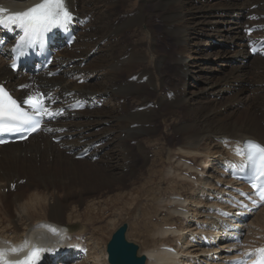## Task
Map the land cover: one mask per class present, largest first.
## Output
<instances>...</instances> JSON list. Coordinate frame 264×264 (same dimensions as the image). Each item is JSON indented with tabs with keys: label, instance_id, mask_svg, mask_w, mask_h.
I'll return each mask as SVG.
<instances>
[{
	"label": "bare ground",
	"instance_id": "bare-ground-1",
	"mask_svg": "<svg viewBox=\"0 0 264 264\" xmlns=\"http://www.w3.org/2000/svg\"><path fill=\"white\" fill-rule=\"evenodd\" d=\"M102 1L103 0H66V5L72 13V18H98V22H95L94 25L95 28L93 24H88L76 43L71 48H67L55 60L58 67L66 66L63 73L66 76L70 74L69 77L61 75L56 79L49 80L39 76L35 78V80L36 83L40 85V88L35 89L28 75H23L22 73L13 74L8 70L7 63L4 60L0 62V82L3 81L5 85L14 92L16 97L22 98L30 96L34 92H45L46 95L50 94L54 100L60 101L57 108L65 107L78 99H86L94 95L98 96L97 99L99 103L109 100L108 98L102 100L103 97L105 98L104 95L106 93H110V95L114 97V105H111L112 107H109L110 109L107 110V107H102L100 110L95 108L93 111H72L65 109L63 112L59 113L57 116L58 123L60 124L59 126L67 128V132L55 136L67 137L59 145L53 144L48 132L41 130L38 135L30 137L23 144L0 147V249L9 252L6 259L16 260L19 256L25 255V253L29 251L32 242L35 241L32 240L34 237H38L43 231H46L49 238L55 240V242L49 243V246H43L42 248L45 250L43 253H50L52 251L50 246L60 247L66 242H72L75 247V251L72 253L73 256H80L82 253L81 249L86 246L88 251H90L89 255L94 254L98 259L100 258L99 256H102L106 264H108L107 250L99 247L100 250H102L101 252L97 251L91 253L93 250L92 240H88L89 237L86 238L83 236L78 221L67 222L65 220V213L71 209V218L86 222L84 227L97 235L95 225L97 223L102 225L103 221L101 220L103 217L95 216V214L100 210L101 206H103L105 197L109 193H113L111 190L112 188H114L115 191H123L125 187H132L130 191L120 192L121 194H117L116 196L115 203L116 205L121 204L123 210H125L127 206L132 207V210L129 208L128 211L126 210L127 212L140 209L144 218L143 210H145V206L143 200H145L146 204L148 203L147 206L150 207L152 205L158 212L161 210L160 213L167 212L168 206H170L168 211L171 210V216L173 214V217H178V220H180L179 218H183L188 223H194L192 217L196 216L194 213L197 214V210L191 213L188 211L189 209L187 210L189 206L187 207L186 205L187 208L184 206L188 202H191L189 201L190 198L189 200L185 198L183 201L177 200L174 198H182V196L175 193L171 195L176 196L170 200L167 198L169 202L164 204L161 202L164 198L163 195L161 196L158 194V191H153V193H151L150 190H147V183L144 182L141 184L140 181L138 182V178H136L139 169L137 167L141 163H139L137 155L139 154L140 156L141 154L142 158L147 163L149 160L145 152L148 151L149 148H147L145 144L154 142L155 145L152 146L154 147L161 143L159 140L161 138L158 139L160 131L157 130L156 126L160 125L166 116L173 114L176 106L189 105L190 107V104H192L190 110L185 113L186 116L192 117V123L189 125L184 123L185 125L179 128L173 125V133L179 134L181 139L180 142L174 145V149L176 150L170 154L167 159L172 162L171 165L173 166L167 167L165 172L166 176L164 175L160 178V181L164 185H178L179 188L182 189L180 193H183V191L188 194L190 193V197L193 196L194 198V202H191V204L196 203V205H203V209H201L205 211H199L200 214L204 215L207 213L204 215V218L209 219L207 220L208 222L211 220L213 222L211 224H206V222H203L206 220L204 219L201 224L199 220L203 217L197 216L194 220L196 221L195 224L199 223L197 224L199 227H195V224H189L188 227H185L184 223V226L179 227L176 223L179 227L177 228L175 227L176 224L172 226L169 224L171 222L165 223L163 222L164 220L161 221L162 225L160 224V226L154 224L150 225V223L148 226L142 218L134 224L132 229L134 234L132 235L143 239L145 242L144 253L147 257L146 264H187L190 260H186L185 258L191 257L195 258L194 264L208 263L206 257H208L211 252L204 250L202 246L197 247L196 245H191L189 242L193 241V243H197L200 241L201 237L197 236L209 237L225 233L223 230L215 229L218 225L222 227L220 221L216 219V217H210L208 215L213 204L209 202V199L214 196L213 194L209 196L208 190L217 189V187L213 185L216 181L224 184L230 182L225 181L224 178L227 176L218 165L225 164L226 161H233L234 163L243 162L244 157L237 155L236 149L242 147L246 140L256 141L264 145V114L261 115L264 108V59L250 57L245 49L246 40L254 38V36L264 37V27L261 32L253 36H247L245 31V29L254 25H264V0H225V2L216 0L217 2L215 4L204 2V4H199L197 6L196 3L198 0H193L194 2L192 4V0H149L152 6L155 7V11L158 12L157 18L165 23L162 27L163 31L167 30V28L171 29L168 30L170 31L171 39H173V42L178 47V52L181 56L180 59L178 58V61L180 64L182 63L183 69L192 66V57L190 54L199 50V46L203 44L202 41H200L199 33H204L203 30L207 31L208 28H213V32H216L220 37L229 39L230 42L235 43L240 48L239 52L244 57V61L235 68L234 66L236 65L229 67L230 74L225 73L226 75L221 78H214V83L209 85L206 90L202 88L205 91L189 90L187 99H177L175 103L166 106H164L160 96L156 95L152 98L158 96L156 100L160 104L159 111L153 110L151 115L137 113V115L133 116H131L129 110H127V98L132 97L134 102L136 101L140 104L151 100L150 93L156 92V82L149 78L146 85L144 84V86H142L141 83H139L146 72L142 73L143 70L136 71L138 67H140V69L145 68L143 62L137 57V53L141 51L136 53V44L128 43L129 51H126L124 56L127 57L126 60L122 59V55L117 56L115 51H117L120 45L119 38L121 36L125 38L126 31L124 30L131 32L130 30L133 31L135 27L140 28L142 25H147L148 32L151 35L146 45L149 51L152 52L153 59H160V64L156 65L154 64L155 61L152 60V63L148 65H153L155 71H161L164 69V66L162 62L163 59L160 57L161 52L156 46V32L149 26L152 21L148 23L149 21L144 18L145 16L147 17V13L134 11L130 15L123 17L121 16L122 14L120 15L117 11L118 1L113 2L112 0H105V3L100 5ZM120 1L126 4L128 0ZM40 2L41 0H0V8L6 9L4 13L14 14L24 12ZM193 4L195 6H193ZM101 6L103 9H101ZM241 16H243V18L248 16L249 18L246 22L241 23L239 19ZM232 24L233 26L230 27ZM92 28H94V31ZM243 28L244 30H242ZM232 29H235V31H232ZM98 37L100 39H98ZM117 37L118 41H116L117 44L115 46H112L109 42H105L108 38L112 40V38ZM83 38L85 39L82 40ZM188 40L192 41V47L190 45L189 47L187 46ZM100 42L105 43L100 46ZM143 45L144 44H142V47ZM107 51H111V54L105 55ZM186 53H188L189 56ZM202 53H204V49ZM185 54L188 57H186ZM217 54H219V51H217ZM144 55L143 58L146 57H144ZM85 59H89V63H87L85 67H82L81 64ZM71 62H75L72 68L69 65ZM120 64L123 66L119 67ZM194 64L199 71L208 70L205 63L195 62ZM243 67H246L252 75L258 77H255L256 79H259L258 84L260 83V85L255 86L253 89L256 90L255 88H257L256 91L259 94L257 98H254V100H247L246 98L248 96L242 94L239 96L235 94L232 96L234 100L226 99V102L224 101V107H222L223 103L221 100L219 104L216 105L214 101L209 99L210 95L219 92L218 89L222 81L229 83L228 78L235 74V71H239V68ZM240 71L242 74L245 73L244 69ZM151 72L154 73L152 69ZM96 73H100L101 75L94 78ZM123 73H126L131 78L134 76V82L126 83V88L122 87L123 85L121 86L122 81H117V79L122 80ZM163 73H161L160 76H163ZM135 74H137V76H135ZM86 77H91V80L88 83L82 82ZM99 79L100 81H98ZM160 84L163 86L164 82ZM217 84L219 85L216 88ZM149 86L153 87L152 91L149 90ZM114 87H117V90L115 89L116 91ZM246 88L247 87H243L239 92H243ZM237 91L235 93H237ZM205 92H207V94H204ZM165 93H167V91ZM123 100L125 102L122 104ZM229 103L231 104L229 105ZM239 105H244L245 110H241ZM119 109L122 111L127 110L128 115H121L122 111L120 112ZM187 109L185 108V110ZM154 117H159V120L154 122L156 125L154 128L145 129L137 127L136 129H131L135 124L152 123ZM181 120H183V116ZM177 122L176 120L175 123ZM171 125L172 124H170V126ZM98 128L100 130L96 131ZM101 131L103 133H99ZM117 131H121V133L119 136L115 137ZM122 133L126 134L125 139L120 137ZM144 135L146 138H144ZM69 137L72 138L69 139ZM117 139L118 141L116 142ZM115 144L117 148L113 149L112 146ZM82 145L96 146L92 151V156H99L96 162L88 160V158L76 162L75 155L79 152L77 148ZM11 147L18 148L12 150ZM61 147H65V149ZM106 147L107 149L104 150ZM163 150L164 148H162L161 151ZM216 150H220L219 152L221 153L220 156L222 161L220 164H217V170L221 173L216 170L221 176L218 178L213 176L216 181L211 179V176H209L210 179H204L205 172H200L198 170L199 166L201 167L202 165H198L197 161L200 160L201 162V159L205 157V153L216 155ZM7 152H9V154H7ZM127 152H129L128 154H132V156H126ZM164 153L165 152H159V155ZM157 154L158 152L156 155ZM177 156H179V159H176ZM186 157L193 158V166L187 165L183 162L184 160L182 161V159ZM186 161H188L187 158ZM201 164L203 163L201 162ZM206 164L208 165V163ZM122 168L128 170V174H124L120 171ZM183 172L189 173V177L196 176L197 181L191 182L190 179L183 176ZM22 178L27 179L26 184L21 187L17 184V186L14 187V184L18 183ZM209 183L210 185L208 186ZM136 184L139 186L135 187ZM205 186H207V191L201 196L208 194L207 198L200 199L199 195L202 190L200 187L203 188ZM37 187L39 191L42 190V192H38L36 190ZM99 187H104V189H100L97 192H87L88 190H98ZM192 189H195L194 193H198V196L190 191ZM75 192L78 194L74 195ZM218 192L221 194L227 193L224 189H219ZM135 193L136 196L134 195ZM149 196H153V199L149 200ZM111 204L113 205L112 200ZM80 205H86V207L81 211ZM182 207L185 212L180 210ZM111 211L112 209L110 208L107 209L106 212ZM260 211L263 212L264 207L261 208L259 212ZM151 213L153 212L149 210V213L145 215H151ZM168 219L170 220V218ZM248 222V224L246 223L247 225H241L239 228L243 233L250 231L251 234H246L247 238L249 236L248 241L251 242L255 234V231L252 232L253 230H251V228H254V226L264 228V215L258 214L256 219H250ZM167 226L169 229L163 231L162 229ZM9 227H13L10 231H13L12 234H9ZM64 227L68 228L69 233L67 236H64L62 232L65 231ZM103 228L104 227H102L103 232H106ZM51 229H57L59 234L54 235ZM59 230H61V232H59ZM177 231L182 235L177 237ZM187 236L190 238L189 241ZM102 242L103 245L106 241L103 239ZM178 243L184 244L183 249L178 247ZM38 245H44V243H39ZM97 245L99 246L101 244L98 242ZM162 246H170L179 250V252L176 254L162 251ZM21 247L25 249L23 252H20L18 255L11 254L12 248L19 249ZM219 249L223 248L221 247L218 248V250ZM218 250L215 249L214 252H218ZM223 259L225 258L223 257ZM79 261L74 264H86L85 260L83 262Z\"/></svg>",
	"mask_w": 264,
	"mask_h": 264
},
{
	"label": "rangeland",
	"instance_id": "rangeland-1",
	"mask_svg": "<svg viewBox=\"0 0 264 264\" xmlns=\"http://www.w3.org/2000/svg\"><path fill=\"white\" fill-rule=\"evenodd\" d=\"M113 2L115 1H118V4H117V11L118 13L121 15V16H126V15H130L132 12L134 11H142V12H145L147 13V17L145 16L144 18L147 19V21H149L148 23H150V21H152V23H150V27H152L155 32H156V36L157 37H160V38H157L155 39L156 41V46L157 48L160 50L161 52V55L160 57L163 59V70L161 71H155L154 69V66L153 65H148L149 63H152V60H154V64L158 65L160 64V59L158 60V58L156 59H153V54L152 52L149 51V48L147 47V42L149 41V38H150V35L149 32H148V26L147 25H142L140 28L139 27H135L132 30H130L131 32H127V30H124L126 31V34H125V38L123 36H121L119 38V46H118V49L117 51H115V53L117 54V56H121L122 59L126 60L127 57H124L125 56V53L126 51H129V44L128 43H133V44H136L137 45V48H136V53L138 51H141L140 53L138 52L137 53V57L140 58V60L143 62L144 64V67L146 68H141L138 67L136 68V71L140 70L142 71V73L146 72L145 75L142 76V78L144 77L145 78V85L148 83L149 81V78L153 79V81L156 82V92H151L150 93V97H155L156 95L160 96V98L162 99L163 103H164V106L166 105H169V104H173L177 101V99H182V100H185L188 98V91L189 90H199V91H205L209 85L213 84L214 83V78H221L222 76L226 75V74H230V70L228 69L229 67H233L234 65V68L241 65V63H243L244 61V57L241 55V53L239 52L240 48L233 42H230L229 39H224L222 37H220L218 34H216V32H213V28H208L207 31L206 30H203L204 33L200 32L199 33V36H200V41H202L203 44H201L199 46V50H197V52H192L190 55L192 57V66H190L189 68H185L183 69L182 67V63L180 64V62L178 61L181 56L179 55V52H178V47L177 45L173 42V39H171V35H170V31L171 30L170 28H167V30H164L162 29V27L165 25V23H163L162 20H160L159 18H157V14L158 12L155 11V7L152 6V4L149 2V0H128L126 2V4H123L120 0H112ZM125 1V0H124ZM221 1H224L225 0H221ZM237 1V0H236ZM194 1L192 0L191 4L193 3ZM204 2H210L211 4H215L217 1L216 0H198L197 3H196V6L199 5V4H204ZM232 2V1H231ZM105 3V0L102 1V3L100 5H103ZM141 4V5H140ZM144 5V6H143ZM193 6H195L193 4ZM142 8V9H141ZM145 8V9H144ZM101 9H103V7L101 6ZM150 10V11H149ZM148 11V12H147ZM154 13V14H153ZM150 15V16H149ZM149 18V19H148ZM248 16H245L243 18V16L239 17V19L241 20V23H244L246 22V20H248ZM234 19V18H233ZM206 20H209V19H206ZM199 21V20H198ZM95 22L97 23L98 22V18L95 17L93 19L90 18L89 20V24H93V27L95 25ZM86 25L87 22H86ZM232 25H230V27H232ZM241 27V26H240ZM95 28V27H94ZM92 28V30L94 29ZM169 29V30H168ZM210 29V30H209ZM244 30V28L242 29ZM94 31V30H93ZM232 31H235V29H232ZM198 32V31H197ZM134 33V34H133ZM192 33V32H191ZM163 34V35H162ZM193 34V33H192ZM196 36V35H195ZM165 37V38H164ZM97 38V37H96ZM85 38H83L82 40H84ZM98 39H100L98 37ZM122 40V41H120ZM95 41V40H93ZM97 41V40H96ZM114 43H113V42ZM118 41V37L117 38H112V40H109V38L107 39V41L105 42H109L112 46H115L117 44ZM205 41V42H204ZM105 42H100L99 45L101 46L103 43ZM191 42V43H190ZM201 43V42H200ZM128 44V45H127ZM142 44L143 47H142ZM209 44V45H208ZM227 44V46H226ZM189 45L191 46L192 45V41L191 40H188L187 42V46L189 47ZM161 48H160V47ZM235 46V47H234ZM192 47V46H191ZM172 49V50H171ZM194 49V48H193ZM204 49V53H202V50ZM217 51H219V54H217ZM121 52V53H120ZM151 54H149V53ZM177 52V53H176ZM111 54V51H107V53L105 55H110ZM166 53V54H165ZM176 53V54H175ZM224 53V54H222ZM238 53V54H237ZM240 53V54H239ZM141 54V55H140ZM145 54V55H144ZM170 54V55H169ZM188 55V53H186ZM185 54L186 57H188L187 55ZM140 55V56H139ZM143 55L145 58H143ZM169 55V57H168ZM177 55V56H175ZM239 55V56H238ZM175 56V57H174ZM237 56V57H236ZM97 57V56H96ZM124 57V58H123ZM148 57V58H147ZM202 57V58H201ZM174 58V59H173ZM176 58V59H175ZM179 58V59H178ZM173 60V61H172ZM158 61V62H156ZM172 61V62H171ZM0 62H1V59H0ZM176 62V63H175ZM195 62H200V63H205L206 67L208 68V70L206 71H199V69L195 66ZM106 63V62H105ZM165 63V64H164ZM174 64V65H173ZM176 64V65H175ZM179 64V65H178ZM232 66H231V65ZM238 64V65H237ZM123 65H119V67H122ZM148 66V67H146ZM153 66V67H152ZM194 66V67H193ZM151 67V68H150ZM166 67V69H165ZM175 67V68H174ZM177 67V68H176ZM196 68V69H195ZM151 69L154 71L151 72ZM172 69V70H171ZM244 69L245 70V73L242 74V72L240 70ZM148 70V71H147ZM167 70V71H166ZM175 70V71H174ZM198 70V71H197ZM239 71H235V74L231 75L228 79V82L229 83H226L225 81L219 82L220 84V88L218 89L219 92L216 93V94H213V95H210L209 96V99L214 101L215 104H219L220 100L221 102L223 103L222 107H224V104L226 102V99H233L232 96L235 95V94H238L240 96V94L244 95V96H248L246 99L247 100H254V98H257V96L259 95L258 92L256 91L257 88H255L256 90H253L255 86L257 85H260V83L258 84V80L259 79H256L255 77L257 76H254L251 74V72L246 68V67H243V68H239L238 69ZM169 71V72H168ZM179 71V72H178ZM165 74H164V73ZM173 72V74H172ZM183 72V73H182ZM239 72V73H238ZM248 72V73H247ZM163 73V76H160V74ZM185 73V74H184ZM226 73V74H225ZM139 74V73H138ZM148 74V75H147ZM98 75H101L100 73H96L94 78H97ZM122 80H118L117 81H122L121 82V86L122 87H125L127 86L128 83H133V80H134V76H132V78L130 76H128L126 73H123L122 74ZM177 75V76H176ZM135 76H137V74H135ZM175 76V77H173ZM130 77V78H129ZM140 77V75H139ZM148 77V78H146ZM177 77V78H176ZM197 77V78H196ZM242 77V79H241ZM141 78V79H142ZM246 78V79H245ZM258 78V77H257ZM141 79H140V82H141ZM156 79V80H155ZM232 79V80H230ZM241 81H240V80ZM90 80H91V77H90ZM147 80V81H146ZM163 80V81H162ZM166 80V81H165ZM169 82H168V81ZM208 80V81H207ZM100 81V79L98 80ZM173 81V82H172ZM256 84H255V82ZM147 82V83H146ZM164 82V88L163 86H161L160 83ZM175 82V83H174ZM208 82V83H207ZM254 82V83H253ZM87 83V82H86ZM118 83V82H117ZM127 83V84H126ZM173 83V85H172ZM181 83V84H180ZM235 83V84H234ZM144 84L142 83L141 85L144 86ZM166 84V85H165ZM217 84L216 85V88L217 86L219 85ZM237 84V85H236ZM244 84V85H243ZM159 85V87H158ZM175 85V86H174ZM179 85V86H178ZM232 85V86H231ZM263 85V84H261ZM170 86V87H169ZM179 88H178V87ZM172 87V88H171ZM176 87V88H175ZM225 87V88H224ZM228 87V88H227ZM243 87H247L243 92H239L240 89H243ZM150 88V89H149ZM149 90H153V87L152 86H149ZM170 88V89H169ZM181 88V89H180ZM204 88V89H202ZM117 90V87H114V90ZM175 89V90H174ZM231 89V90H230ZM239 89V90H238ZM115 90V91H116ZM186 90V91H185ZM238 90V91H237ZM252 90V91H251ZM167 91V93H165ZM237 91V93H235ZM159 92V93H158ZM161 92V93H160ZM173 92L174 95H169V93ZM183 92V94H182ZM185 92V93H184ZM208 92V91H207ZM207 92H205L204 94H207ZM231 92V93H230ZM181 93V94H180ZM250 94V95H249ZM177 95V96H176ZM180 95V97H179ZM185 95V96H183ZM105 98H108L109 100L111 101H107V102H101V103H104V104H99L97 107H107V109H110L109 107H112L111 105H114V97L113 95H110V93H106L105 95ZM112 96V97H111ZM157 96V97H158ZM183 96V97H182ZM156 97V98H157ZM165 97V98H164ZM252 97V98H251ZM112 98V99H111ZM156 98H152L153 100H156ZM184 98V99H183ZM222 98V99H221ZM130 99V100H129ZM151 99V100H152ZM169 99V100H168ZM128 100V101H127ZM126 100V103H127V110H129L130 112V115L133 116V115H137V113H144L146 115H151L153 110H157L159 111L160 110V104L159 102L156 100V101H147L145 103H137L136 101L134 102V99L132 97L130 98H127ZM151 101V102H150ZM225 101V102H224ZM125 101L123 100L122 101V104L124 103ZM113 103V104H112ZM158 103V104H157ZM130 104V105H129ZM154 104V105H153ZM231 103H229L230 105ZM106 105V106H105ZM129 105V106H128ZM142 106H146L147 109L142 111V112H139V111H136L135 108L137 109L138 107H142ZM150 106V107H149ZM226 106V105H225ZM96 107V108H97ZM158 107V108H157ZM189 105H179V106H176L175 107V112L169 116H166V118L161 122L160 125H155V121H158L159 117H154L153 118V122L152 123H141V124H137V127L138 128H145V129H152L156 126L157 130L160 131V136H158V139L163 137V139H159L161 141V143L157 146H154L152 147L154 144V142H148L146 143L145 145L147 146L148 151H146L145 153L147 154V159L149 160L147 163L144 161V159L142 158L141 154L139 156V154L137 155V159L140 163V165H138L137 168L138 169V173H137V176L136 178H138V182L140 181L141 184H143L144 182L147 183V190H150L151 193H153V191H158L161 196L163 195L164 198L162 199L161 202H163L164 204H166L167 202H169L170 199H172L174 196H172L171 194H175V193H178L179 196H182V198H186L191 201V202H194V198L193 196L190 197V193H186L183 191V193H180L182 192V189L179 188V186H172V185H164L163 183H161L160 181V178H162L164 175L166 176V170H167V167H171L173 165L171 161L167 160L169 158V155L172 154L176 149H174V145L177 144L178 142H180V139H181V136L179 134H174L173 132V125H175L177 128L179 127H182L184 126L185 124L189 125L192 123V117H189V116H186L185 113H187L190 108L192 107V104H190V107ZM240 109L241 110H245L244 108V105H239ZM100 108V109H101ZM130 108V109H129ZM157 108V109H156ZM183 108V109H182ZM185 108L187 110H185ZM100 109H97V110H100ZM134 111H133V110ZM253 109L255 110V108L253 107ZM127 110L125 111H122L121 109H119V111L121 112V115H128V112ZM184 113H183V112ZM133 113V114H131ZM264 114V108H263V112L261 115ZM167 115V114H165ZM178 116V117H177ZM182 116H183V120L182 119ZM163 117V116H162ZM169 117V118H168ZM188 117V118H187ZM180 118V119H179ZM157 119V120H155ZM174 120V121H173ZM178 121L177 123H175V121ZM186 121V122H185ZM190 121V122H189ZM180 123V124H179ZM185 123V124H184ZM170 124H172L170 126ZM139 125V126H138ZM145 125V126H144ZM151 125V126H150ZM133 128L131 129H136L137 127H134V125L132 126ZM172 129V131H171ZM100 129L98 128V130L96 129V131H99ZM172 132V133H171ZM99 133H103L102 131L99 132ZM121 133V131H117V134L115 135V137L119 136V134ZM162 134V135H161ZM120 137L122 139H125L126 138V134L122 133L120 135ZM144 138L145 135H144ZM103 140V139H102ZM149 140V139H148ZM209 140V139H208ZM97 141V140H96ZM95 141V143H96ZM118 141V139L116 140V142ZM163 141V142H162ZM138 142V141H136ZM137 144V143H136ZM167 145V146H166ZM89 146V145H88ZM163 146V147H162ZM87 146H80L79 148H77V150L80 151V149L82 148H85ZM14 147H11L12 150H15L17 149L15 147V149H13ZM113 149L117 148V145L115 144L114 146H112ZM162 148H164L163 151ZM107 147L104 149L106 150ZM151 151V152H150ZM220 150H216V155H210V154H204L205 157L203 159H201V162L203 164H201L200 160L197 161L198 165H204L203 167L199 166L198 170L201 171L202 168L205 169V171L207 172V175H210L211 176V179H214L215 178H218L221 176V174L216 175L218 174L216 172L217 170V164H220V162L222 161L221 160V153L219 152ZM148 152V153H147ZM158 152V154L156 155V153ZM159 152H165L164 154H161L159 155ZM170 152V153H169ZM129 152H127V155L126 156H132V154H128ZM132 153V152H131ZM220 153V154H218ZM7 154H9V152H7ZM209 159H208V157ZM57 156V154H56ZM139 156V157H138ZM165 158H164V157ZM213 156V157H212ZM188 162L186 163L187 165L189 166H192L194 164V162H192L193 158L192 157H186ZM185 158V159H186ZM55 159V158H53ZM87 159V158H86ZM176 159H179V156L176 157ZM208 159V161L206 162V160ZM85 160V159H83ZM89 160V159H88ZM144 161V162H142ZM204 161V162H203ZM76 162H78L76 160ZM169 162V163H168ZM200 162V163H199ZM208 163V165L206 163ZM219 167V165H218ZM128 168V167H127ZM126 168V169H127ZM124 174H128V170H125V168L122 170ZM158 171H161V172H158ZM204 170L202 172H205ZM218 171V170H217ZM22 172V171H21ZM205 172V173H206ZM219 173H221L220 171H218ZM153 175V176H152ZM156 175V177H155ZM161 176V177H160ZM213 176H215V178H213ZM227 176V175H226ZM226 176H223V177H226ZM155 177V178H154ZM222 177V178H223ZM150 182H149V180ZM159 179V180H158ZM225 179V178H224ZM193 182H195V180H192ZM225 181H229V180H226ZM153 183V184H152ZM160 183V184H159ZM22 184H25V183H22ZM154 185V186H153ZM210 185V183L208 184V186ZM139 185H135V187H138ZM39 187V186H38ZM38 187L36 188V190L38 192H42L39 191ZM207 186L203 187L202 190L200 191V196L207 191V189H205ZM132 187L128 186V187H125L123 189V191H115L114 188H112L111 190L113 191V193H109L106 197H105V202L103 204V206H101L100 210L95 214V216H100V217H103V219L101 221H103V224L102 225H99L98 223L95 225V230H96V233L97 235L94 234V232L92 233L91 231L87 230L85 227H84V224L86 222H83L81 220H76V219H72L71 216H70V213L72 212L71 209L68 210L66 213H65V220L67 222H73V221H78V224H79V228L81 229V233L83 234V236H85L86 238L91 239L92 241V245H93V250L91 251V253H95V252H101L102 250H100L99 247H101V249L103 248L104 250L106 249L107 247V243L111 240L113 234L115 233V231L120 227L122 226L123 224H128L129 225V231H128V240L129 241H132L134 243H136L137 245H139L140 249H141V253L142 254H145V242L143 239L141 238H138V237H134L132 234H134V232H132V229H133V226L136 222L140 221V219L143 218V214H142V211L140 209H137V210H134L133 212L128 211L129 208H131L132 210V207L130 206H127L125 210H123V208L121 207L122 205L121 204H117L115 203L116 201V196L117 194H121L120 192H128L131 190ZM154 190H153V189ZM100 189H104V187H99L98 190H88L87 192H97L99 191ZM188 190V189H187ZM193 190V191H192ZM190 190L192 193L195 192V189H192ZM200 190V189H199ZM215 191H219V188L217 187V189L215 188L214 189ZM219 193V192H218ZM78 193L75 192L74 195H77ZM136 196V193L134 194ZM171 195V196H170ZM194 195H196L194 193ZM170 198H169V197ZM178 196V195H177ZM58 197H61V196H58ZM151 196H149V200L153 199L152 197L150 198ZM196 197V196H195ZM144 198V197H143ZM167 198L169 200H167ZM197 198V197H196ZM200 198V197H199ZM111 200L113 202V205L111 204ZM191 202H188L187 204H185L184 206L186 207L187 205V210L190 211V212H194V210H197V214L194 213V215H196L195 217H192L193 218V222L194 223H188L187 221H185V219L183 218H179L180 220H178L177 218L178 217H173V214L171 216V210H169V207L168 206V209H167V212H161V210H159V212L151 205L150 207L147 206L146 204V201L143 200V203H144V206H145V210H143L144 212V220H145V223L149 226V223L150 225L151 224H154V225H159L161 224V221L165 222V223H169L171 224L172 226L177 223L178 226H184L185 227H188L189 224H195V218L197 216L199 217H203V219H200L199 221L202 222V220L206 219L204 218V215H201L199 211H203V205H196V203H192ZM151 203V202H150ZM191 206V208H190ZM193 206V207H192ZM86 207V205H80V209L81 211ZM178 207V206H177ZM198 207H199V210H198ZM112 209L111 212H106L107 209ZM148 208V209H147ZM202 208V209H201ZM10 209V207H9ZM152 209V210H151ZM183 210V207L180 208V210ZM127 210V211H126ZM149 210L152 211L153 213H151V215H145L147 213H149ZM170 212V213H169ZM264 212V211H263ZM262 211H260L258 214H263ZM129 213V214H128ZM169 213V214H168ZM200 214V215H199ZM256 214V216L258 215ZM170 215V217H169ZM210 217H213L214 215H210L208 214ZM135 218H134V217ZM137 216V217H136ZM156 216V217H155ZM189 216V215H188ZM187 216V217H188ZM255 215H253L252 217V220L253 219H256V216L254 217ZM173 217V218H171ZM215 217V216H214ZM152 218V219H151ZM170 218V220L168 219ZM175 218V219H174ZM136 219V220H135ZM173 219V220H172ZM175 220V221H174ZM209 219H206L204 220L203 222H206V224H211L213 221H207ZM174 221V222H173ZM177 221V222H176ZM182 222V223H181ZM184 223V225H183ZM177 228H179L178 226ZM181 224V225H180ZM162 225V224H161ZM196 225V224H195ZM254 226V225H253ZM102 227H104L103 229H105L106 232H103L102 230ZM13 227H9V234H12V232H10L12 230ZM210 228V227H209ZM169 227H164L162 230L163 231H166L168 230ZM251 230H253L252 232L255 231V234H254V239L249 242V243H246L248 246H258V245H261V244H264V228H260L259 226H254V228H251ZM250 233V231L247 232V234ZM246 234V235H247ZM251 234V233H250ZM257 234V235H256ZM131 236V237H130ZM249 238V236H248ZM106 241L103 245H102V241ZM87 240V241H88ZM100 243L101 245H97V243ZM174 242V240H173ZM180 242V240H179ZM190 243H193V241L189 242ZM226 244V243H225ZM83 246V245H82ZM81 246V247H82ZM91 246V245H90ZM104 246V247H102ZM84 249H86L87 253L84 251ZM218 250V248H217ZM82 253L80 254V256H76L74 261L78 262L79 260H81V258H83L85 260V263L86 264H106L104 258L102 256H99L100 258L98 259L96 257V255L92 254V255H89L90 254V251H88V249L86 248H83L81 249ZM82 259V260H83ZM75 262V263H76ZM79 262H83V261H79ZM73 264V263H72ZM79 264H82V263H79Z\"/></svg>",
	"mask_w": 264,
	"mask_h": 264
},
{
	"label": "snow or ice",
	"instance_id": "snow-or-ice-1",
	"mask_svg": "<svg viewBox=\"0 0 264 264\" xmlns=\"http://www.w3.org/2000/svg\"><path fill=\"white\" fill-rule=\"evenodd\" d=\"M6 9L0 8V25L21 29L23 36L21 40H32L42 37L53 28H66L72 21V13L66 5V0H41L40 3L27 9L24 12L14 13L7 17L2 14ZM13 69L16 64L13 63ZM45 95L35 93L28 96L23 101L36 115H49V109L44 103ZM40 122L34 121L32 115L20 107V104L13 99L5 88L0 85V135L23 130L22 126L31 125V131H36ZM5 141L0 140V143ZM236 154L245 158V163L241 165V170L251 173L252 187L257 190V195L261 202H264V145L247 141L242 147L236 149ZM255 203V202H254ZM257 207L260 205L257 204ZM54 235L59 234L57 229H51ZM27 244V242H26ZM25 249L12 248L11 254L18 255ZM44 249L33 247L28 255L18 261H9L6 257L9 252L0 250V264H38ZM251 256L252 254L249 253ZM247 264V262H241ZM254 264H264V248L257 249Z\"/></svg>",
	"mask_w": 264,
	"mask_h": 264
},
{
	"label": "water",
	"instance_id": "water-1",
	"mask_svg": "<svg viewBox=\"0 0 264 264\" xmlns=\"http://www.w3.org/2000/svg\"><path fill=\"white\" fill-rule=\"evenodd\" d=\"M128 224H123L114 233L107 245L110 264H145L146 257L140 255V247L127 239Z\"/></svg>",
	"mask_w": 264,
	"mask_h": 264
}]
</instances>
